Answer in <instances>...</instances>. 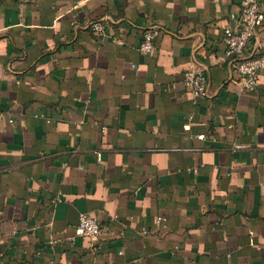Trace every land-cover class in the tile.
<instances>
[{
    "label": "crops",
    "instance_id": "obj_1",
    "mask_svg": "<svg viewBox=\"0 0 264 264\" xmlns=\"http://www.w3.org/2000/svg\"><path fill=\"white\" fill-rule=\"evenodd\" d=\"M240 3L0 0V264H264V70L240 91L223 58Z\"/></svg>",
    "mask_w": 264,
    "mask_h": 264
},
{
    "label": "built area",
    "instance_id": "obj_2",
    "mask_svg": "<svg viewBox=\"0 0 264 264\" xmlns=\"http://www.w3.org/2000/svg\"><path fill=\"white\" fill-rule=\"evenodd\" d=\"M264 13V0H241L240 13L230 18L222 28V42L224 45L223 58L237 74L236 86L240 91H253L259 86V74L264 70V53H247L255 40L257 27ZM91 30L101 32V23H93ZM161 29L149 27L143 29L138 52L142 55H151L156 49V41ZM182 82L193 97L202 98L207 95L208 76L202 70L189 67L182 74ZM156 226L163 217H156ZM106 231V227L87 213H80L76 224V235L89 240L97 241ZM146 234L145 230H142ZM71 239V238H69ZM68 239V240H69ZM72 240V239H71ZM61 240L53 241L60 242Z\"/></svg>",
    "mask_w": 264,
    "mask_h": 264
}]
</instances>
